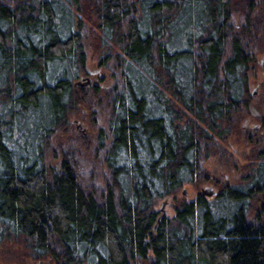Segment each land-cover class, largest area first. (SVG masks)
Instances as JSON below:
<instances>
[{
	"label": "trees",
	"instance_id": "16d2710c",
	"mask_svg": "<svg viewBox=\"0 0 264 264\" xmlns=\"http://www.w3.org/2000/svg\"><path fill=\"white\" fill-rule=\"evenodd\" d=\"M263 4L0 0V245L53 264H264V221L248 219L264 115L245 183L175 198L171 219L155 208L206 182L204 162L249 115ZM88 37L110 86L76 85ZM83 111L104 121L94 136L73 128Z\"/></svg>",
	"mask_w": 264,
	"mask_h": 264
},
{
	"label": "rangeland",
	"instance_id": "374dc122",
	"mask_svg": "<svg viewBox=\"0 0 264 264\" xmlns=\"http://www.w3.org/2000/svg\"><path fill=\"white\" fill-rule=\"evenodd\" d=\"M261 6L264 7V4ZM234 12L233 21L235 25H240L244 18L243 8L238 7ZM85 52L87 76H80L79 80L84 81L85 78H89L92 85H112L114 81L109 78L105 70L98 66L101 53L94 38L88 37L85 41ZM254 60L256 61V67L254 74L249 77V88L255 100L249 107V115L240 122L237 131H231L226 141L219 144L218 153L203 164L206 174L212 178L214 183L202 184L201 182L197 186L185 185L176 197L170 196L158 201L155 208L156 210H162L166 217L170 219L174 217L175 198L191 201L195 199L201 189L213 187L216 191L224 184L236 186L245 183L241 182V179L245 178L254 169L256 156L262 146V133L258 130L254 132V130L256 128L260 129V119L264 115L262 101L264 98V87H262L264 80V15H261V27L258 33V46L254 53ZM82 116L77 114L71 118L73 128L77 133L84 136H94L97 133L98 126L104 127L102 118H99L96 125H93L84 111ZM77 125H79L78 130L76 129ZM83 131L85 134L82 133ZM62 135V133L59 134L60 140ZM258 141L260 142L258 143ZM50 163H54V160H50ZM262 206H264V193L251 201L248 219L254 220L256 213H259L262 214V220L264 221V207ZM27 255V250L22 245L14 243L0 245V264H53L48 258L34 262Z\"/></svg>",
	"mask_w": 264,
	"mask_h": 264
},
{
	"label": "flooded vegetation",
	"instance_id": "af4514ba",
	"mask_svg": "<svg viewBox=\"0 0 264 264\" xmlns=\"http://www.w3.org/2000/svg\"><path fill=\"white\" fill-rule=\"evenodd\" d=\"M245 131H246V129H244ZM257 130L258 131H260V133H262L261 132V124H260V129H258V128H256L255 130H254V132H257ZM253 137V136H252ZM255 167H256V165H255ZM254 167V168H255ZM213 180H212V178H210L208 175H207V181L206 182H202V184H207V183H214V182H212ZM228 186H232V185H230V184H227ZM192 186V185H191ZM218 187V186H217ZM223 188V186L219 189V190H214V188L213 187H207V188H205V189H201L200 190V193H198L197 194V196L195 197V199L198 197V196H201V197H203V198H205L206 200H214L215 198H217L218 196H219V194H220V192H221V189ZM264 193V192H263ZM260 194H262V192L261 193H258V194H256L255 196H254V198L255 197H257L258 195H260ZM194 199V200H195ZM194 200H191V201H185L186 203H191V202H193ZM262 207H264V206H262ZM262 210V209H261ZM249 212H250V210H249ZM249 214V213H248ZM262 214H259V213H256V215H255V219L256 220H262Z\"/></svg>",
	"mask_w": 264,
	"mask_h": 264
},
{
	"label": "water",
	"instance_id": "95a60500",
	"mask_svg": "<svg viewBox=\"0 0 264 264\" xmlns=\"http://www.w3.org/2000/svg\"><path fill=\"white\" fill-rule=\"evenodd\" d=\"M91 84H92V82H91V80L89 78H85L84 81L79 80V81L76 82V85L83 86V87L91 86ZM76 129L77 130L79 129V125H77ZM82 133L85 134L84 131ZM183 193H185V192L183 191ZM154 231H155V229H154Z\"/></svg>",
	"mask_w": 264,
	"mask_h": 264
}]
</instances>
